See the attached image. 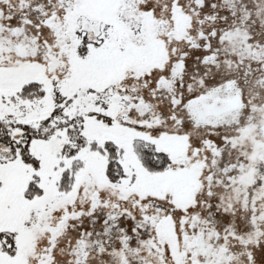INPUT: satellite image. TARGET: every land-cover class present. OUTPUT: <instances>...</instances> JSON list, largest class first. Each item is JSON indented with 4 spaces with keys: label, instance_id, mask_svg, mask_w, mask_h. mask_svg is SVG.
<instances>
[{
    "label": "snow or ice",
    "instance_id": "snow-or-ice-1",
    "mask_svg": "<svg viewBox=\"0 0 264 264\" xmlns=\"http://www.w3.org/2000/svg\"><path fill=\"white\" fill-rule=\"evenodd\" d=\"M0 264H264V0H0Z\"/></svg>",
    "mask_w": 264,
    "mask_h": 264
}]
</instances>
